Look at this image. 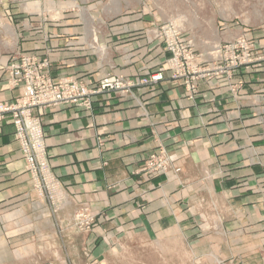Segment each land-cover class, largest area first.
Segmentation results:
<instances>
[{"label": "crops", "instance_id": "obj_1", "mask_svg": "<svg viewBox=\"0 0 264 264\" xmlns=\"http://www.w3.org/2000/svg\"><path fill=\"white\" fill-rule=\"evenodd\" d=\"M147 0H15L0 36V102L19 94L3 68L18 54L46 61L49 77L88 85L105 76L159 74L129 97L98 95L90 111L41 110L51 170L69 198L39 217L9 116L0 122V264H114L116 236L152 235L173 264H264V58L231 79H174L152 40ZM244 34L264 56V18L220 36H188L205 60ZM164 151L165 172L143 173ZM91 216L88 229L75 216ZM40 212H43L40 210ZM131 234V235H130ZM104 238V239H103ZM112 238V239H111ZM148 242V241H146ZM168 244V245H166ZM129 247H128V246Z\"/></svg>", "mask_w": 264, "mask_h": 264}, {"label": "built area", "instance_id": "obj_2", "mask_svg": "<svg viewBox=\"0 0 264 264\" xmlns=\"http://www.w3.org/2000/svg\"><path fill=\"white\" fill-rule=\"evenodd\" d=\"M152 35L151 39L158 40L165 51L170 53L167 64L172 78H183L184 86L190 94L196 92L194 83L198 79L224 77L229 80L240 67L253 65L264 58L253 56V44L245 36L216 46V55L212 59L201 61L197 58L191 40L163 28L154 30ZM47 67L45 60L40 62L30 54H18L11 58L3 68V74L8 87L18 89L19 94L11 101L0 102V122L6 116L10 117L14 139L33 188L39 197L48 202L52 208L51 213H56L69 203V198L48 162L41 110L75 107L90 111L93 100L98 95L117 94L119 97H129L133 87L152 85L162 77L157 73L135 80H128L123 76H105L98 83L88 85L72 78L54 82L47 73ZM166 169V155L160 150L145 160L143 173L148 175L165 172ZM82 217L84 216L78 215V218Z\"/></svg>", "mask_w": 264, "mask_h": 264}, {"label": "rangeland", "instance_id": "obj_3", "mask_svg": "<svg viewBox=\"0 0 264 264\" xmlns=\"http://www.w3.org/2000/svg\"><path fill=\"white\" fill-rule=\"evenodd\" d=\"M1 1L5 5L15 2V0ZM147 2L146 11L148 14H156L158 17V24L148 29L151 36H153L154 30L163 28L186 40H191L195 49V42L188 36H220L224 30L258 25L264 18V0H147ZM9 11V9H3L2 5L0 6V36L11 35L12 21L11 16L7 14ZM218 45L221 44L215 45V52L210 55V59L216 55V46ZM196 54L199 60H204L197 51ZM36 196L39 199L42 198L38 196L37 191ZM42 199V205L36 203L34 206L39 212V217H44L46 213L52 212L48 202L44 198ZM65 207L62 209L64 210ZM62 209L52 214H58ZM84 213L82 218H78V215L75 216V225L78 227L84 225L86 230L92 220L86 211ZM86 224L88 225L85 226ZM143 238L139 234L131 237L128 235L116 236L114 240L119 239L123 243H131L128 245L132 247L120 248V256L113 259L114 264H173L170 256L162 255V250L152 235L149 234L148 240ZM89 264H95V262Z\"/></svg>", "mask_w": 264, "mask_h": 264}]
</instances>
